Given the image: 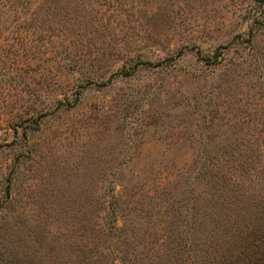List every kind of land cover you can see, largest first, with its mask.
Returning a JSON list of instances; mask_svg holds the SVG:
<instances>
[{
    "label": "rangeland",
    "instance_id": "374dc122",
    "mask_svg": "<svg viewBox=\"0 0 264 264\" xmlns=\"http://www.w3.org/2000/svg\"><path fill=\"white\" fill-rule=\"evenodd\" d=\"M244 204L264 0H0V264H228Z\"/></svg>",
    "mask_w": 264,
    "mask_h": 264
},
{
    "label": "trees",
    "instance_id": "16d2710c",
    "mask_svg": "<svg viewBox=\"0 0 264 264\" xmlns=\"http://www.w3.org/2000/svg\"><path fill=\"white\" fill-rule=\"evenodd\" d=\"M219 54V51L215 53L216 56H219ZM144 63L150 64V61H145ZM237 194L240 197L246 194L247 198L253 196V193L250 192L247 194L241 190L238 191ZM251 198L254 200V206L257 207L256 201L260 198ZM241 200H244V198ZM253 211L254 213H252L250 220L247 219L243 221V218ZM237 214L238 216H242L243 222L240 235H242L243 232L247 235H242L243 245H240L235 259L232 261L233 256L230 255V259L225 262H228V264L230 262H234V264H264V206L262 205L260 208L255 209L251 204H244L238 209Z\"/></svg>",
    "mask_w": 264,
    "mask_h": 264
}]
</instances>
